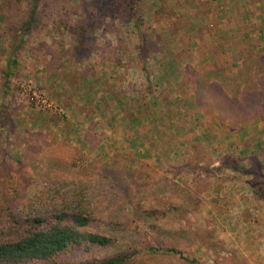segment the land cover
<instances>
[{
    "label": "rangeland",
    "instance_id": "1",
    "mask_svg": "<svg viewBox=\"0 0 264 264\" xmlns=\"http://www.w3.org/2000/svg\"><path fill=\"white\" fill-rule=\"evenodd\" d=\"M38 1L36 24L23 40L25 55L21 53L20 56L23 62L17 71H14L8 86L5 84L6 81L4 85H0V111L6 110L3 114L4 124L0 123V216L6 220L13 211H34L36 209L32 206L37 201L55 199L70 202L75 197H82L83 205L94 218L89 230L115 238L118 245L94 249L91 253L70 252L59 259L61 263L66 264L91 262L116 256L125 250H130L127 253L132 254L147 246H156L157 241L161 245L177 246L185 256L201 264H264V202L254 199L250 202L252 207H248L244 212L238 207L239 204L249 201L244 202V196L248 199L250 191L249 189L244 191L242 183L248 179L250 182L253 180L257 182V179L251 175L231 173L228 168V160L231 157L238 158L240 164L245 163L246 166L251 164L250 156L256 151L249 150L253 147V141L261 138L258 136V129L255 136L244 140L234 133L224 136L225 129L238 126L233 122L225 124L221 131H219L221 127L218 128L214 123L217 116L206 114L199 119L201 121L196 122L195 118L200 116V112L189 96V73L182 72L181 87L177 85L173 97L166 95L163 99L165 102L174 103L171 107L170 120L172 118L173 121L178 120L180 125L178 124L176 128H183L180 130L183 135L190 133V129L194 130L193 128L196 127L203 129L207 126L214 129L211 132L213 135L198 137L197 140L183 135L175 138L154 136L158 140L151 137L155 140V143L150 140L152 144L147 137H138L139 140H136L132 146L124 136L115 138L117 129L103 132V135L96 138L98 130L91 126L92 120H96V109H99L96 101L107 100L97 97L96 81L86 82L87 88H82L78 92L82 94L84 90H88L86 105H68L55 98L57 94L51 95L48 90L38 86L35 76L25 73L29 71L35 75L32 72L34 61L29 58L34 51L40 53L49 50L52 60L54 57L58 59L62 56L60 51L73 50L72 41L75 37L69 33L64 34L63 29L66 24L74 27L96 19V16L103 19V26L87 38L89 51L95 52L100 44H104V47L110 50L117 49L119 35L124 40L127 38L134 40L128 48L135 45L133 49L136 51L138 43L153 50L155 45L152 42L158 38V34H161L159 40L163 45L161 43V47H155L169 51L182 50L174 61L186 64L192 57L189 51L194 49V45L189 43L192 39L198 38L197 34L193 33L194 29L187 27L193 13L188 1L160 0V4H157L156 0H141L148 6L143 8L144 11L141 10L143 23L140 26H136L132 20L118 18L113 13L106 12V0ZM1 2L2 0L0 4ZM21 2L20 8L8 12L12 22L10 27H14L13 29L19 26L18 20L27 19L31 12L27 0ZM237 3L232 4L234 9L228 10L230 15L224 17L226 22L222 21L224 27L229 28L231 25V28H237V24L241 22H237L236 19L243 13L240 9H235ZM161 4H163V14L156 17L155 13ZM1 6L6 10L11 9L9 4ZM201 13L200 16H212V11L206 8H203ZM251 28L255 29L254 26ZM15 35L7 34V37L2 39L5 42L3 43L7 47L12 42L16 45L18 41L14 38ZM169 35L174 40L171 41ZM233 38V40L224 38L221 41L211 42L210 47L215 49L216 53L214 51L210 59L217 61L219 65L236 64L237 56H241L242 50L246 53L243 47L246 48L247 45L237 36ZM4 54V51H0V65L4 64ZM250 57V54L244 55L238 62L242 59L245 62ZM72 60L68 68L76 65ZM166 60L168 63V57ZM206 62L210 63L208 58ZM82 83L83 81L71 83L74 97L77 95L74 90ZM152 85L155 87L156 82ZM41 99L51 103L54 109L44 107L40 102ZM177 102H180V105ZM176 104L180 107L178 112ZM110 107L108 103L103 106L106 110ZM121 113L123 112L112 115L120 117ZM149 113L151 115V112ZM125 116L130 118L135 115L125 112ZM50 120L53 121L51 125ZM82 128L86 132L88 141L83 142ZM148 128L149 125L140 132L147 131ZM128 130L122 129V132L127 134ZM142 141L148 143V148H152L153 151L159 144L162 145L159 148L164 152L161 154L162 163L155 158H147L142 153ZM122 148L127 153H131V161H126L125 157L111 159L116 154L115 151L123 150ZM242 148H246L247 151L243 152ZM138 151L142 153L140 157ZM167 154L169 156H166ZM138 158L147 160L149 164L148 170L142 177L137 175L136 179L132 176L133 171L140 168V162L142 165L147 164L142 162L143 160H137ZM180 188L192 190L198 188L201 192L200 211L182 221L184 229L212 230L224 243V249H205L197 243H191L192 240L188 237L165 234L172 228L180 227L179 216L170 213L178 203L175 192ZM135 208H137V216ZM151 213L158 220L151 218L147 220L150 223H144L145 214ZM246 213L248 215H245ZM146 224L157 225L156 231L163 233L162 236L154 233ZM130 264H187V262L174 257L141 253L134 256Z\"/></svg>",
    "mask_w": 264,
    "mask_h": 264
},
{
    "label": "trees",
    "instance_id": "2",
    "mask_svg": "<svg viewBox=\"0 0 264 264\" xmlns=\"http://www.w3.org/2000/svg\"><path fill=\"white\" fill-rule=\"evenodd\" d=\"M2 2L0 4V46L2 47L0 51H4V56H6L8 50H11H9L10 53L8 54L7 66L4 71L6 78L5 84L8 86L15 68L21 63V53L25 51V47H23L24 36L28 34L29 30L36 24L39 1L27 0L26 3L31 7L29 17L25 20H18L19 26H16L15 29H13L14 27H10L12 22L10 20L11 18L8 16V12L20 8L22 2L21 0H2ZM2 4H9L11 9L6 10L4 6H1ZM158 4H160V0H158ZM143 8H145V6L141 0H106L105 2L106 12L113 13L114 16L118 18L132 20L136 23V26H140L143 23L141 16V10H143ZM162 8L163 4H161L160 8L156 11V17L159 14H163ZM263 12L264 9L260 12L264 19ZM245 15L250 16L249 11L245 12ZM58 20H60V18H58ZM102 21V18L96 16V19H91L86 23L74 27H70L68 24L65 25V29H63L65 31L64 34L69 33L75 37L72 41V43H74L73 54L81 55V57L76 58L77 60L82 58L84 55L83 52L90 50L87 48V38L93 32H97L101 29L100 27L103 26ZM247 23L249 25L253 22L248 21ZM261 28L264 29V26L262 25ZM9 33L16 34L14 38L18 42L16 45L12 42V44L7 47L2 39L3 37H7ZM64 34L62 37H64ZM245 42L248 48L246 47L244 50H250L251 47L256 46L260 47V42L258 43L251 39ZM250 53L252 52L250 51ZM244 63L248 66L232 78L225 76L224 72L218 68L204 73V75L197 80L196 105L198 112H200V116H197V121H201L199 119L203 118L206 114L213 117L217 116L214 123L218 128L221 127L222 129L225 124L233 122L238 126L234 125V127L230 128V130H228L229 134L240 133L249 135V130L242 129V126L250 124L257 116H260L264 120V74H262V72H264V57L252 56ZM214 64H218V62L215 61ZM254 66L257 67V73L253 72ZM258 75H260V77ZM86 82L87 79L85 78L84 82L74 90L75 93L84 88ZM4 112L5 109L0 111V123L2 125L4 124ZM97 113L98 112H96V114ZM51 121L52 120H50V125L53 123V121ZM47 122H49V120ZM60 123L61 122L58 124L60 125ZM66 123L67 122H64V124ZM91 126L96 129V123L93 121L91 122ZM205 129L207 131H209V129L211 130L208 126ZM82 131L83 128L81 132ZM129 131L131 132V130ZM262 135H264V133ZM123 136L126 137L131 146L137 140L134 134L132 136L131 134H126L124 131L122 132V129H117L115 138H122ZM96 138H99L97 134ZM147 140H152L155 143V140L151 138H147ZM152 141H150L151 144L153 143ZM262 141H264V136L256 139V152L253 156H250L251 164L249 168L241 167L238 158L235 157H231L228 160V168L239 175H251L255 177L257 182H254V180L250 182L253 200L256 199L264 202V167L259 162L260 156H264V143ZM148 145L149 144L145 141L143 142L142 153H144L147 158H156L155 152L152 148H148ZM115 153L113 158H111L112 160L125 157L126 161H131V153H127L124 149H117ZM142 153L138 151L139 155H137L140 157ZM137 160L142 161L143 159L141 160V158H138ZM142 162H146L147 164L142 165L140 162V168L133 171V178H136L137 175L142 177L143 173L148 170L149 163L147 160H143ZM197 189H177L175 198L178 200V203L175 204L170 213L173 214V216H179L180 227L178 229L172 228L165 234L188 237L192 240L191 243H197L205 249H224V243L219 240L212 230H186L181 224L186 217L191 215L194 216L200 211L201 192ZM32 208L36 210L13 211L8 216L10 218L7 217L6 220L0 216V264H66L61 263L59 259H61L62 256L68 255L70 252L82 251L84 253H91L94 249H105L118 245L115 238L107 234L89 230L90 225L94 222V218L93 214L87 211L86 206L83 205L82 197H75L73 200H70V202H66L65 200L56 201L55 199L37 201ZM165 214H167V212H165ZM135 215L137 216V208H135ZM245 215H248V213ZM145 216V221L140 217L144 223H150L147 220L151 218L158 220L153 213L150 215L145 214ZM146 225L153 230L154 233L156 232L158 235L162 236L163 233L156 231L157 225ZM156 243V246H147L143 250L139 249V251L132 254H128L130 252L127 253V251L130 250H125V252H121L116 256L105 257L80 264H130L131 259L141 253L174 257L187 262V264H201L197 260L189 259L180 248L173 244L161 245L158 241Z\"/></svg>",
    "mask_w": 264,
    "mask_h": 264
},
{
    "label": "crops",
    "instance_id": "3",
    "mask_svg": "<svg viewBox=\"0 0 264 264\" xmlns=\"http://www.w3.org/2000/svg\"><path fill=\"white\" fill-rule=\"evenodd\" d=\"M171 1L173 0H170V2ZM186 1H188L190 7L193 8V13L190 19L191 22L187 27L193 28L194 35L197 34L198 36V38L192 39L189 43V45H194V49L189 51V55L192 57L186 64H179V62L175 63L174 61L176 56L179 55L182 50L177 49L169 51L163 48L161 49L155 47H161L163 45V42L159 40L161 38V34H156L158 38L154 39L152 42L153 45H155L153 50H149L147 47H143L142 44L138 45L137 43L136 51L133 49L135 45L128 48V45L134 40L131 41L127 37V39L124 40L121 38V35H119L117 39L119 43L117 44V49L115 48L110 50L104 47V44H100L97 46L98 48H96L95 52H83L84 55L78 60L76 58L81 57V55H74L73 50H68L65 52L60 51L62 56L58 57V59H54V57L52 60V57L49 54L51 51L48 50L40 53H36L34 51L29 58L34 61L35 65L32 72L35 75H32V73L29 71H26L25 73L30 74L33 77L35 76V78H37L36 82L38 83V86L48 90L51 95L57 94V97L55 98H57L61 103L68 105H86V99L89 97L88 90H84L82 94L76 92L77 95L74 97L75 94H72L73 85H71V83H76L78 81L84 82L85 78L87 79L88 83L96 81L97 97L100 99H107L105 102L100 100L96 101V106L98 105L99 109H96V112H98V114H96V120L93 119L92 121L96 123L95 130H98V132H96L98 136L103 135V132L106 133L112 131L113 129H129L131 132L128 130V134H131L132 136L134 134L137 137V140H139L138 137H179L183 135L180 133V130L183 128H176L178 124L180 125L178 120H175L176 122L173 121V118L170 120L171 107L174 105V103H171V101L165 102L163 99L166 95L173 97L172 95L176 91V86L178 85V87H181L180 80L182 77L180 74L182 72L189 73V96L192 98L191 102H194V105L197 107V80H199L204 75V73L219 68L224 72L225 76L232 78L248 66L243 62V59L238 62L239 58L242 56L252 54L254 57H264V29L261 28L262 25L264 26V19L260 13L261 10L264 9V0ZM156 3L158 4V0H156ZM234 3H237L235 9H240L243 13L249 11L250 16L241 13V15H238L236 18L237 22L241 21L237 24V28H231V25L229 28L226 26V28L223 24V22L226 23L224 21V17L230 15V11L228 10L231 8L234 9V6L232 5ZM148 4L150 6V2H148ZM143 5L146 7V2L144 3L143 1ZM203 8L211 10L212 16H200L199 14H202L201 11ZM151 16L153 17L152 13ZM248 21H252L253 23L248 25ZM250 26H254L255 29H252ZM234 36H237L240 41H247L248 39H251L258 43L260 42V47H251L250 50H245L246 53L243 51L241 56H237L238 61H235L236 64H214V61H212L213 59H210L215 51V49H211L210 47L212 46L211 42L221 41L224 38L226 40H233ZM169 37L170 40H174V38H172L170 35ZM104 41L106 42V40ZM192 42L195 43L193 44ZM250 51L252 53H250ZM23 54L25 55V53ZM225 56H227V54ZM4 57V64L0 65V85H4L5 82L4 71L7 66L8 55ZM166 57H168V63H166ZM207 58L209 59L210 63L206 62ZM71 60L76 65L72 66V68H68ZM20 62L23 61L20 59ZM18 67L15 68V72L17 71ZM256 69L257 67L254 66V73H257ZM173 74L175 76H173ZM262 74H264V72H262ZM258 76L260 77V75ZM177 79L178 81H176ZM154 82H156L155 87L152 85ZM84 88L87 87L84 86ZM71 94L73 96L72 100L70 99ZM112 96L113 100H111ZM107 103L112 108L110 107V109L108 108L107 110L104 109L103 106H105ZM177 103L180 105V102ZM178 105L176 106L178 107V110H176L177 112L180 110ZM120 112H123L121 113L122 115H120V117L112 115V113L117 114ZM125 112L134 114L135 116L129 118L128 116H125ZM149 112H151V115ZM195 120L197 122V118H195ZM148 125L149 128L147 131L140 132ZM84 127L87 129L86 125ZM242 127L244 130H249V135L240 133L236 134H238V136L244 140L255 136L257 129L258 136H264L262 135L264 133V120L260 116H257L250 124ZM193 129L194 130L190 129V133L183 136H190L197 140L198 137L213 135L211 132L214 131V129H209V131H207L205 128L202 129L199 127ZM219 129L216 128V130L219 131L223 130L221 128ZM228 130L230 129L224 130V136L229 135ZM82 135L84 142L88 139L86 132H82ZM141 144H143V141ZM252 144L253 147L249 151L254 152L256 151V140H254ZM161 146L162 145H158L154 152L156 154L155 159L162 163L163 156L161 154L164 152L162 149H159ZM241 150L243 152L247 151L246 148H242ZM168 152L172 151L168 150ZM166 156L169 155L167 154ZM263 158L264 156H260L259 162L264 167ZM240 165L244 168L250 167V164L247 166L245 163ZM230 170L231 173H235L232 169ZM245 181V183H242L243 189L244 191L249 189L250 194L248 199L244 196V202L247 200L249 201L245 204L242 203V205L239 204L240 206H238L242 208V212H244V210H246L248 207H252L250 202L253 200L250 179Z\"/></svg>",
    "mask_w": 264,
    "mask_h": 264
},
{
    "label": "built area",
    "instance_id": "4",
    "mask_svg": "<svg viewBox=\"0 0 264 264\" xmlns=\"http://www.w3.org/2000/svg\"><path fill=\"white\" fill-rule=\"evenodd\" d=\"M41 104H43L44 107H46L47 109H54L52 104L49 103L47 100L45 99H41L40 100Z\"/></svg>",
    "mask_w": 264,
    "mask_h": 264
}]
</instances>
